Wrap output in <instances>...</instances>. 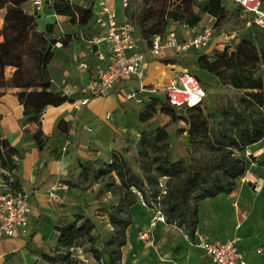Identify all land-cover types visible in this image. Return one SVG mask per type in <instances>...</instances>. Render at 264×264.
<instances>
[{"label": "trees", "instance_id": "obj_1", "mask_svg": "<svg viewBox=\"0 0 264 264\" xmlns=\"http://www.w3.org/2000/svg\"><path fill=\"white\" fill-rule=\"evenodd\" d=\"M25 2L0 0V9H5L0 28V86L18 88L14 94L23 107L25 119L35 121L46 105H59L71 101V98L49 89L46 64L52 53L48 44L42 42L37 47V78L24 79L20 73L23 67L21 49L26 46L34 17L38 15L37 12H26L23 9ZM47 5L54 14L68 17L79 27L86 24L92 15L90 5L78 6L66 0H48ZM194 7L198 10L195 11ZM217 10L221 11L219 16ZM226 11L224 0L221 5L213 3V0H202L200 3L196 0H142L137 12L131 14L127 10V14L137 23L140 36L148 46L152 36L164 34L171 23L194 27L204 13L214 17L213 27L218 30L227 16ZM234 43L230 51L226 44L223 48H216L219 50L214 52L212 60L208 52H188L195 57L199 67L214 73L222 82L243 90L236 97L235 104L216 108L218 117L211 123L201 115L189 120L192 144L201 145L207 154L202 158L192 157L188 163L181 158L171 159L169 133L164 126H156L140 131L136 149L140 172L134 170L130 161L115 150L108 161L79 162L78 181L107 176L105 190L117 197L116 202L109 205L112 235L102 247L93 248L94 222L89 217L76 214L67 223L54 221L55 256L52 262L58 258V264H79L70 249L87 243L88 251L101 264H120L121 247L126 243L125 230L132 219L130 207L138 200L159 211L164 216V222L181 228L189 239H193L199 203L205 198L235 189L237 179L245 174L253 159L251 154H245L246 148L264 138V78L254 75L258 64H264V46L257 48L247 36ZM180 55L161 61L175 63ZM5 66L14 67L8 79L3 78ZM200 104L186 108H196ZM162 109L173 119L179 118L177 109L167 99ZM138 117L140 121H145L151 117V112L142 110ZM30 137L37 150L41 151L45 139L40 128L30 132ZM17 153L16 148L0 137L1 170L12 171L15 168L13 157ZM99 161H102L101 165L93 164ZM14 186H19L16 179ZM103 254L106 258L102 257Z\"/></svg>", "mask_w": 264, "mask_h": 264}, {"label": "rangeland", "instance_id": "obj_2", "mask_svg": "<svg viewBox=\"0 0 264 264\" xmlns=\"http://www.w3.org/2000/svg\"><path fill=\"white\" fill-rule=\"evenodd\" d=\"M66 1L78 6L90 5L91 8L97 7L98 4V0ZM196 1L202 2V0ZM41 2V7L37 11L38 15L34 17L32 30L28 34L26 46L21 49L23 67L20 73L24 79L37 78L35 73L37 70L35 59L37 47L42 42L48 44L49 51L52 53L50 60L46 64V77L49 79V89L64 93L61 89L63 84L58 83L60 63L64 59V56L59 51V46H65L69 41L76 40V35L73 32L74 30L78 31V26L71 23L68 17L64 15H59V20L55 21V14L47 5V2L45 0H41ZM213 3L221 5L222 0H213ZM30 4V0H26L23 4V9L26 12L34 13ZM141 6L142 0H129L128 11L133 14ZM225 6L227 16L220 28L214 30L221 48L226 44L227 50L230 51L233 49L234 42L245 36L250 38L257 48L264 46V31L251 22L250 25L246 24V21L251 19L249 14L243 13L234 1L226 2ZM194 10L197 11L198 8L194 7ZM216 12L217 16L221 13L219 10ZM122 14L123 8L120 7L119 15ZM205 16L209 17L210 15L203 14L201 20L203 19L204 23L207 22V18H204ZM92 20L93 14L83 27L90 26ZM211 22L208 25H211ZM1 26L2 20L0 21V28ZM134 26L138 32L139 27L136 22H134ZM231 34L235 35L230 39L227 36ZM62 42L64 43L61 44ZM213 44L214 41L209 42L206 49L212 48ZM216 50L218 51L219 49L213 48L209 52L208 57L210 60L214 59L215 56L213 54ZM151 60L164 63L161 59L155 60L152 58ZM173 64H175L173 67L178 68V71L186 69L201 82L205 89V96L201 104L196 108L184 107L177 109L176 114L179 118L177 120L173 119L170 113L162 109L163 102L166 101L164 91L165 76L171 73L169 72V67L158 64L157 69H154L153 65H150L146 76L142 78V87L139 79L128 80L132 85L130 89L137 91L136 97L119 101L114 96V102H107V108L111 111L109 112L110 118L104 124L120 122L126 125L127 132L117 133L113 130L111 134L107 132V135L116 138L113 144L112 140L111 143L107 142L108 139L102 142L101 145L105 153L104 158L107 157L111 147H117L118 151H116L130 161L134 170L140 172L136 162V149L140 137L139 130L142 127L149 129L156 126H164L169 133L171 159L181 158L188 163L192 157L202 158L207 154V151L203 150L201 145L192 144L189 136V120L201 115L206 117L207 121L211 123L218 117L216 108L235 104L236 97L243 90L236 89L222 82L214 73L199 67L192 53L178 56ZM13 70V66H5L3 68V78L8 79ZM162 70L165 73L159 72ZM152 74L154 75L153 78L150 81H146L147 77ZM254 75L264 78V64H258ZM11 88L0 86V91L4 92ZM15 90H18V88H15ZM100 100L102 101V99ZM112 103H116L114 107L111 105ZM121 106L125 111L123 116L118 114ZM145 109L151 112V117L142 126L139 117L137 118V112L139 114L140 111ZM122 137H126L125 140L122 141ZM110 144L113 146H109ZM250 146L246 148L245 154L253 156V164L250 162L245 174L237 179L235 189L231 193H219L216 197L199 203L198 223L195 231L209 235L227 234L237 237V239L255 240L256 244H262V230L259 226L261 220H264V207L260 205L259 197L257 198L256 195L263 186L260 183V178L264 177V160L256 157L255 152L257 150L252 149ZM93 164L99 166L102 161ZM0 176L3 175L0 174ZM106 179L107 176L90 177L88 180L78 182L73 180V183L69 184V193L58 202L56 210L55 222L63 221L67 223L72 221L76 214L87 216L94 222V228L92 229L93 248L102 247L104 242L112 235V227L108 216L109 205L116 202L117 197L105 190ZM262 182H264L263 179ZM262 189H264V186ZM130 212L132 219L125 230L126 243L121 247L120 264H211L202 249L189 243L181 228L157 220V210L147 207L141 200H138L130 207ZM49 229L48 227L44 234L45 243L47 241L49 243L50 240ZM144 231L151 233L149 239L141 238ZM54 240L52 244L42 251L40 259L32 264H58V258H56L55 262L51 260L54 255ZM88 248L89 245L83 243L71 248L70 251L79 264H101L98 259L92 256ZM102 257L106 258V255L103 254Z\"/></svg>", "mask_w": 264, "mask_h": 264}, {"label": "crops", "instance_id": "obj_3", "mask_svg": "<svg viewBox=\"0 0 264 264\" xmlns=\"http://www.w3.org/2000/svg\"><path fill=\"white\" fill-rule=\"evenodd\" d=\"M107 2L114 9L116 15L121 17L122 15H119L120 0H107ZM4 10V8L0 9V21ZM58 17L59 15L55 14V21L59 20ZM204 18H207L206 23L202 19L194 27H187L175 22L171 23L169 28H173L176 31L179 39H184L207 26L209 22L212 21L211 24H213L215 20L211 15ZM97 30L98 27L95 26L92 20L90 26L83 27L82 25L78 26V31L74 30L75 41H69L65 46H59V51L64 56V59L60 63L58 83L63 84L61 89L71 98V101H64L59 105H46L41 109L37 120L28 121L23 114L22 105L14 94L15 88L0 94V137L5 138L11 146L17 149L18 153L13 157L15 168L11 172L18 185L27 192L29 220L27 234L0 237V264H32L40 259V252L52 244L54 240L53 224L58 202L69 193V184L73 183V180L78 182L79 162L108 161L112 151H118V148L111 147L107 157L104 158L105 153L101 145L102 142L108 139L107 142L111 143L112 140L113 144L116 138L110 137L107 132L110 134L112 130L117 133L127 132L126 125L120 122L107 123V125L104 123L110 118L109 112L111 110L107 108V102H114V96L119 101L125 100L122 93L132 86L128 81L131 79L121 80L116 83L107 96L89 97L87 103L78 110L72 107V103L83 96L80 88L93 79L97 68L103 65V61L98 60L93 53L87 52L84 46L85 39L97 32ZM211 41H214V44L212 48L206 49L208 53L213 48H221V44L215 34ZM139 48L143 50L144 44L142 43ZM167 57L173 56L166 55L163 58ZM151 59L148 57L146 61L144 77L150 65H153L154 69H157L158 64L168 66L171 73L165 76L166 81L174 72L178 71V68L173 67L175 66L173 63H159V61ZM80 61H84L87 67L80 68L78 66ZM159 72L165 73L164 70ZM153 74L148 76L146 81H150L154 76ZM142 85L143 81L141 80L140 86ZM115 104L112 103L111 105L114 107ZM107 114H109V117H106ZM118 114L120 116L125 114L122 106ZM147 121L140 122L144 126ZM37 128H40L45 139L41 151L37 150L30 137V132ZM142 129L144 127L139 131ZM125 138L122 137V141ZM112 144L109 146H113ZM250 147L257 150L255 152L256 157L264 160V138L253 143ZM251 164H253V161H251ZM262 179L264 180V177L260 178V183L264 186ZM262 188L256 196L257 198L259 197L260 205L264 207V189ZM211 198H205L204 200ZM48 227L50 228V240L49 243L48 241L45 243L44 234ZM259 227L262 230V244H256L255 240L237 239V237L227 234L209 235L198 231H195L193 239L187 237V240L193 246L198 247L195 243L199 236H204L210 240L234 239L235 243L244 251L245 259L249 263L264 264L263 219ZM258 248L262 250L260 253L257 252ZM207 260L211 264H215L208 256Z\"/></svg>", "mask_w": 264, "mask_h": 264}, {"label": "built area", "instance_id": "obj_4", "mask_svg": "<svg viewBox=\"0 0 264 264\" xmlns=\"http://www.w3.org/2000/svg\"><path fill=\"white\" fill-rule=\"evenodd\" d=\"M229 1L236 2L243 13L249 14L251 19L246 21L247 25L251 22L264 31V0H224V3ZM30 3L34 13L42 4L41 0H30ZM120 4L123 8L121 17L116 15L107 0H98L97 7L91 9L98 30L85 39L84 46L87 52L93 53L98 60L103 61V65L97 68L95 77L80 88L83 96L72 103L76 110L86 104L91 96H107L121 80L141 81L148 57L161 59L166 55L177 56L191 51L206 52L214 36L213 24L204 26L184 39H179L176 31L168 28L164 34L153 35L150 45L147 46L139 31H136L133 19L127 14L129 0H120ZM234 35L227 37L231 39ZM142 43L143 50L139 48ZM78 66L87 67L84 61L78 62ZM164 91L168 103L176 109L200 104L205 96L201 82L186 69L174 72L165 82ZM136 95L137 91L133 89L122 93L125 99H131ZM106 117H109V114ZM1 172L3 176H0V237L27 234L29 226L27 192L20 186H14L15 178L11 171L0 169V174ZM156 218L164 222V216L159 211ZM150 235L149 231H144L141 238L149 239ZM195 244L215 264H251L245 259L244 251L234 239L210 240L199 236ZM261 251V248L257 249V252Z\"/></svg>", "mask_w": 264, "mask_h": 264}, {"label": "water", "instance_id": "obj_5", "mask_svg": "<svg viewBox=\"0 0 264 264\" xmlns=\"http://www.w3.org/2000/svg\"><path fill=\"white\" fill-rule=\"evenodd\" d=\"M47 2V1H46Z\"/></svg>", "mask_w": 264, "mask_h": 264}]
</instances>
